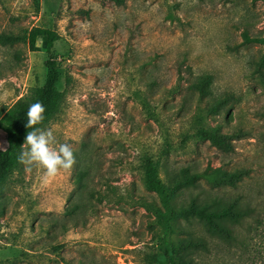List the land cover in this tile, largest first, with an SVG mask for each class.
<instances>
[{
    "label": "rangeland",
    "instance_id": "obj_1",
    "mask_svg": "<svg viewBox=\"0 0 264 264\" xmlns=\"http://www.w3.org/2000/svg\"><path fill=\"white\" fill-rule=\"evenodd\" d=\"M33 27L60 35L63 101L41 128L72 145L75 163L46 178L18 161L0 191V264H161L187 233L209 244L196 262L264 264L254 219L231 245L197 219L171 222L165 234L155 217L161 202L143 179L145 157L160 161L166 184L183 167L247 169L237 187L201 180L175 202L241 198L264 217V0H41L39 11L31 0H0V33L22 38ZM36 45H0V118L44 84L48 54L41 39ZM204 75L212 95L200 97L190 86ZM228 94L236 100L205 119L241 133L224 152L195 139L194 122Z\"/></svg>",
    "mask_w": 264,
    "mask_h": 264
},
{
    "label": "trees",
    "instance_id": "obj_2",
    "mask_svg": "<svg viewBox=\"0 0 264 264\" xmlns=\"http://www.w3.org/2000/svg\"><path fill=\"white\" fill-rule=\"evenodd\" d=\"M33 8L40 10L41 0H31ZM41 39L43 48L48 54L46 76L44 84L34 90L31 98L17 101L0 118V130L5 134L6 148H0V191L7 183L10 175L15 170L21 145L26 134L32 129L26 128L27 110L32 103L41 102L45 108L44 119L37 125L43 127L50 122L59 112L63 101V93L58 89L60 72L58 70L55 43L60 40V35L55 30L33 27L24 37H16L12 34L0 33V45H14L20 40H27L32 51H37V42ZM264 44V37L257 39ZM213 77L204 75L198 77L190 86V89L200 97L212 95ZM233 95L215 98L206 111V115L199 113L194 122L196 132L194 138L199 141H208L224 152L233 150L232 140L240 138L241 133L226 134L217 126H210L205 119L208 115H218L231 102L235 101ZM170 144L165 147L164 154L170 151ZM160 161L152 157L143 160V179L148 191L155 193L161 202V207L155 208V217L166 234L170 229L171 222L180 220L190 221L197 219L205 228L207 234L215 237L225 244L231 245L237 240L236 229L241 227L249 219H254L250 228L261 232L264 237V217L257 211L245 204L241 198L225 201L221 197L206 200L199 195L189 196L187 201L176 203L175 198L179 191L198 187L204 180L211 188L223 186L237 187V185L249 176L247 169L226 171L221 168L208 167L202 172L183 167L177 173L168 175V184L159 177ZM182 240L177 249H164L161 264H201L196 262L193 254L196 250H208L209 244L204 238H195L191 233Z\"/></svg>",
    "mask_w": 264,
    "mask_h": 264
},
{
    "label": "clouds",
    "instance_id": "obj_3",
    "mask_svg": "<svg viewBox=\"0 0 264 264\" xmlns=\"http://www.w3.org/2000/svg\"><path fill=\"white\" fill-rule=\"evenodd\" d=\"M45 108L39 101L32 103L27 110L26 128H31L21 145L19 162L30 171L39 166L46 178L56 175L58 170L70 169L75 163L72 145L57 143L51 130L37 127L44 119Z\"/></svg>",
    "mask_w": 264,
    "mask_h": 264
}]
</instances>
